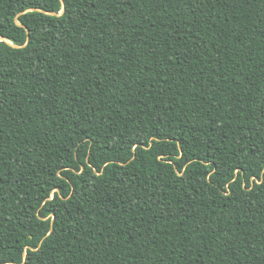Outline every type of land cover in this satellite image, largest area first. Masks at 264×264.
Here are the masks:
<instances>
[{
  "label": "trees",
  "instance_id": "1",
  "mask_svg": "<svg viewBox=\"0 0 264 264\" xmlns=\"http://www.w3.org/2000/svg\"><path fill=\"white\" fill-rule=\"evenodd\" d=\"M0 264H264V0H0Z\"/></svg>",
  "mask_w": 264,
  "mask_h": 264
}]
</instances>
